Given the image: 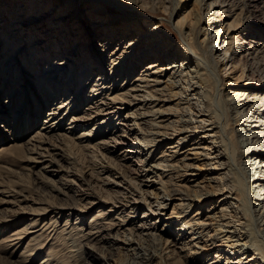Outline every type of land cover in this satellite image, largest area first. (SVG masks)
Instances as JSON below:
<instances>
[{"label": "bare ground", "instance_id": "obj_1", "mask_svg": "<svg viewBox=\"0 0 264 264\" xmlns=\"http://www.w3.org/2000/svg\"><path fill=\"white\" fill-rule=\"evenodd\" d=\"M29 1L31 6L25 9L23 5H27L28 0H19L21 3L14 12L12 8L8 13L11 17L4 20H8L6 29L11 32L0 56L4 60L0 69V91L4 87L3 92L7 90L10 96L2 103L3 109L0 104V128L4 127L0 137L3 140V132H10L9 135L15 138L9 147L14 148L12 151H29L31 155L36 154L30 161L43 164L48 156L45 154L48 153L45 148L48 137L63 130V138L71 142L74 140L69 136L81 126L83 130L75 143L89 144L95 132L85 128L95 122L93 130L107 127L114 132L108 138L94 142L92 148L96 147L102 155L120 149L125 153L122 156L137 167V175L128 176V181L117 179L121 176L117 177L118 172H113L109 166L101 173L105 175L104 184L112 186L118 195L109 211L112 212L110 216L120 220L119 229L115 227L116 231L110 232L107 228L112 223L106 222L108 218L92 221L85 234L80 232L79 224L69 227H64L68 223L64 224L67 239L73 242L80 237L90 251L81 264L99 261L101 257L105 259L99 264H242V258L247 264H264V84H251V90L237 91L234 84L223 77L226 68L221 67H227L236 59L233 54L242 49L235 39L239 29L232 19L235 13L228 14L229 10L236 9L234 5L229 6L230 3L221 0L211 3L203 0L201 4V0H196L193 9L177 13L168 26L145 10L142 16L146 20H140L142 25L118 22L106 11L93 6L88 15L91 17L85 19L89 21L88 25L83 28V15L78 16L70 9L62 11L63 6L57 0L53 2L55 5H49L47 0ZM215 6L221 11L213 12ZM225 19L231 20L225 23ZM45 21L54 27V32L58 29L66 38L78 37L77 41H85L81 44L79 61L74 58V52L62 53L53 47L44 50L45 56L38 52L40 46L47 48L46 42L54 39L49 33L48 39L34 41L32 29L38 30ZM218 23L221 24L218 26ZM224 24L227 26L222 27ZM126 25H132L136 30L134 37ZM213 26L223 30L220 38L219 34L213 35ZM1 28L0 38H3L5 34ZM14 31L19 37L26 36L25 40L18 38L15 43ZM94 36L98 40L93 44ZM123 39H126L124 46L111 48L114 40L120 43ZM12 41L18 52L14 57ZM22 42H26V47L20 50ZM262 45L257 57H251L252 53L244 56L248 71L251 68L258 71L257 66L262 63L258 60L264 58ZM26 49L31 61L25 62L27 59L21 57L20 52ZM223 49L230 52L227 63L220 64L217 60L213 63V57ZM107 59L111 63L110 76L103 68ZM249 60L254 62L249 63ZM43 61L44 66L37 72ZM21 64L31 69L27 72L33 75L29 80L34 89L44 92L45 87L50 88V99H47L50 102L38 127L42 132L37 130L27 144L18 145L16 139L23 135L19 128L21 115L26 114L24 127L31 123L34 126L35 121L39 123L36 114L34 121L30 117L32 105L36 103L32 97L34 92L20 85ZM127 64L130 65L127 67ZM76 71L78 74L74 75ZM123 75L130 83L126 81V87L115 89L113 95V87L109 84H116ZM16 92L18 96H15ZM85 92L89 112L80 116L77 107ZM52 97L60 99L58 105L51 103ZM15 102L18 109L11 117L9 114ZM191 108L192 112L189 111ZM226 115L228 120L224 121ZM67 119L69 125L63 129ZM15 127L19 129L14 134ZM42 168L47 170L48 165ZM210 171L214 174L209 175ZM138 176L141 177L139 182ZM144 204L149 207L141 217L131 214L141 210ZM172 204V212L168 215ZM123 213L127 217L122 216ZM135 217L139 218V223L127 226V221ZM16 219L13 215L7 222ZM162 220L167 223L158 232ZM175 225H179L174 234L180 245L175 239L165 237ZM31 228L24 225L16 233L21 237L28 236L32 233ZM212 231L214 239H206ZM97 242H101V250H97ZM147 243L152 245L151 249L146 248ZM224 247L242 258L234 262V258L225 256ZM102 248L107 253H102ZM213 250H217L215 254L211 252ZM110 252H115L116 256L126 252L130 261L125 258L119 263ZM207 254L212 257L205 260Z\"/></svg>", "mask_w": 264, "mask_h": 264}, {"label": "rangeland", "instance_id": "obj_2", "mask_svg": "<svg viewBox=\"0 0 264 264\" xmlns=\"http://www.w3.org/2000/svg\"><path fill=\"white\" fill-rule=\"evenodd\" d=\"M18 1L19 0H0V26H2L1 30L5 34L3 38H0V56H2L3 53L2 48L5 46L4 42H6V37L8 36L9 38L11 32L9 29H6V26L9 23H7L8 20H4L11 17V15H8V13L12 8L14 12V8L21 3H19ZM47 1L49 2V5H52L55 0ZM195 1L196 0H57V2L59 4H62L63 6L62 11L68 12V9H70L72 12L76 11V14L78 16L83 15V19L81 18L83 20V28L88 25L89 21L85 19H89L91 17L88 15L90 14L89 10L93 6L102 11H106L107 14H109L108 16L111 15V17L118 22L124 21L131 24H142V21L140 20H146L145 16H142L144 15L142 11L145 10L149 12V14L153 18H158V20L163 21L165 25L168 26V23L172 22L174 17H177V13L180 14L186 10L193 9V3ZM202 1L203 0H201L200 2L201 4ZM221 1L230 3L229 6L234 5V7L236 8L234 11L229 10L228 14L233 15V13H235L232 19L237 25H239V29L237 30V33L235 35V39L237 46L240 44L242 46V49H238L237 53L235 55L233 54L232 56L234 58L236 57V59L228 63L227 67H221L223 69L226 68L222 72L223 77L230 83H233V88H235L237 91H244L245 89L249 91L251 90V88H249L251 84H264V58L260 57V59L258 60V62L262 63H259V66L256 65L258 67L257 72H254L252 68L248 71L244 62V56L248 55V53H252L251 57H257L260 53V50H262V44H264V0ZM206 2L211 3L216 2V0H208ZM11 4L15 6H11ZM53 5L55 4L53 3ZM30 6L31 1L29 0L27 5L26 3L23 5L25 9L26 7ZM45 6L48 7L46 3ZM52 8H54V6ZM138 8H140L141 10ZM228 8L225 7V9ZM216 11L220 12L221 8L215 6L213 12ZM230 20L231 19H225V23H229ZM14 24L17 25L16 22H14ZM220 24L221 23H218L217 25L219 26ZM40 26L38 30L32 29V36H34V41L38 42L41 39H48L49 33L54 35V39H49L48 42H46L47 44L45 43L47 45V48L42 46H40L41 48H38V52H40V54L45 56L44 50H47L48 47H53L56 51H61L62 53H75L74 58L77 61L81 59V44L85 41H77L76 39L78 37H76V39L74 37L69 38L70 36L66 38L65 36H63V33H60V30L58 31V29H56L57 31L54 32V27H52V25H50L49 23L47 24V21H45V23ZM214 26L213 29L215 30L213 32V35L215 36L219 34L220 38L223 34V30H220V28L218 27L215 28ZM225 26L227 25L224 24L222 27ZM125 28L127 29V31H130L129 33L132 32V37H134V32L136 31L134 27L132 25H126ZM27 32L30 33V30H27ZM12 37H15V39L13 38L15 40V43L18 38H22V40H25L24 38H26V36H24L23 34L21 37H19L16 31L13 32ZM83 37H85L86 39L88 38L85 35ZM92 39L93 44L98 40L96 36H94ZM252 40H254L256 43H253ZM124 41L126 42V39H123V42L121 41L120 43H116V41L114 40L111 48H120L122 45L124 46ZM12 43L13 45L10 46L13 49L11 53L14 57V55L16 56L18 52H15L17 50V47L15 46L14 41H12ZM25 44L26 42H22V48H20V50L26 47ZM250 46L253 47L250 48ZM91 52L94 51L91 50ZM20 53L21 57H26L27 60H25V62L30 60L28 57V49L23 50ZM217 55L213 57L212 62L216 64L217 60L221 62L220 64H222L223 62L226 64V58L230 55V52L223 49ZM64 56L66 55L63 54V57ZM3 61L4 60L0 58V69L2 68ZM252 62L254 61L249 60V63ZM44 63L45 61L40 63L37 72L41 70V68L44 66ZM110 65L111 63L108 59L103 62V68L105 70V73L107 75L109 74L108 76L111 75ZM129 65L130 64H127V67ZM22 66L23 68L20 69L18 75L20 78L19 80L21 81L20 85H23V89L34 92L32 94V97L35 98L36 103H33L32 105L30 117H33V119L31 118V120L34 121V115L36 114L37 117H39V123H36L35 121L34 126H32L31 123L29 127L26 126L27 129H24L26 128L24 127L26 114L23 113V115H21L20 121L22 123L19 125V128L23 135L16 139L18 145L24 143L27 144V141L31 137H33V135H35L37 130H39L38 127H40L42 119H44V113L48 110V105L50 102H48L47 100L50 99V95L48 93L50 88L45 87L46 89L44 92L34 89L35 87L31 85L32 83L29 80L33 79V75L31 76V74L27 72V70L31 72V69L28 68L26 64ZM140 69L141 67L138 68L137 71L139 72ZM32 73L34 72L32 71ZM77 74L78 73L76 71L74 75ZM132 75L135 74L133 73ZM132 75L129 76V78L132 77ZM1 78L2 76H0V81H2ZM126 81H128V79H125L123 75L120 80H117L116 84L114 83L113 85H111L113 82L109 84V86L113 87L111 89L112 94L114 95L117 89L126 87L127 83H130V81H128L127 83ZM3 91L4 87H2V91H0L1 106L2 103L6 101L9 95V92L7 90L5 91V93ZM74 93L75 92H73V94ZM15 94V96H18L19 93L16 92ZM61 94H63V92ZM86 94L87 93L85 92V94L82 95L83 99L77 107V111L80 116H84L89 112V109L87 110L88 102L84 100ZM106 94H108V91L106 92ZM220 95L221 93H219V96ZM64 98H66V96H64L63 99ZM51 101L53 105H58L60 99L55 100L52 97ZM12 102H14V100H12ZM17 107L18 104H16L15 102L13 110H11L9 114L11 115V117L18 109ZM9 108H12V106L10 105ZM1 109H3V106L1 107ZM192 110V108L189 109L190 112H192ZM40 111H42L43 114H39ZM1 112L4 114V111ZM226 119L228 120L227 115L223 116V120L226 121ZM68 121L69 120L67 119L65 123H63V129H66V127L69 125ZM94 124L95 122H92L85 128L89 132H95V136H93L94 138L92 139L93 141H91V143L89 144H87V142L79 144L75 143L77 142L76 140H78L76 138L81 135V132L83 130L81 126L76 129L73 136H69L74 141L70 142L69 139L63 138V130H58L59 132L56 131V133L52 134V138L48 137L47 144L45 145V148H47L48 151V153L46 152L45 154H48V156L46 157V161L43 164L35 163L32 160L30 161V157H32V155L36 156V154L31 155L29 151H12L11 149L14 148L9 147L12 143H14L13 139L15 138L13 135H9L10 132H3V135L5 134V139L2 140V138L0 137V264H81V261L83 259L84 261H86L87 253H90V251L86 248L87 244L84 243V241L80 237L75 239L73 241L74 243L72 242V240L69 241V239H67L65 231H63V226L65 223L68 224L64 227H69L73 224H79L80 229H82L80 232H83L84 234L89 231V226L92 221L100 222V220H104L103 218H108V220L106 221L107 223L111 221L110 223H112V225L110 227L108 226L107 228L110 232H114V230L116 231L115 227H117V229L121 227V225H119L120 220L114 219V217L110 216L112 212L109 211V209L113 205V201L115 200L114 198H118V195L114 193L115 189L112 188V186H110L109 184H104L105 180L103 179V177H105V175H102L101 173L102 170H107L109 166V168L112 169L113 172H118L117 177L121 176V178L117 179L120 180L126 178V180L128 181V176L135 177V175H137V167L133 164V161H129V159L124 158L125 153H122L120 149H117L115 153H105V155H102V153L98 149H95L96 147L93 149L92 147L94 145V142L102 140V138H108V136L112 135V133L114 132V130H112L111 128L107 129V127L93 130L95 126ZM22 126L23 128H21ZM19 128L15 127L13 133L15 134ZM2 129H4V127L0 128V131H2ZM39 131L42 132V130ZM2 148L7 149L2 150ZM6 150H8V152ZM37 152L39 153L41 151L37 149ZM47 165V170H44L42 167ZM212 174H214V171L209 172V175ZM225 178L226 183L228 184L229 177L227 176ZM138 179L139 180L137 182L140 181L141 177L138 176ZM143 188L146 189V187ZM154 193L157 192L154 191ZM149 200L150 199H148V201ZM148 207V204H144L141 210H139L137 213L131 214H136L137 217H141L143 212L147 211ZM172 208L173 204L167 212L168 215L172 212ZM52 210L55 211L51 212ZM125 213H123L122 216L127 217ZM13 215L17 216V219L12 222H7L8 219ZM137 217L130 218L127 221V226L130 227L133 225V223H139V218ZM203 218L205 219L206 217L204 216ZM166 223L167 221L162 220L161 223L158 224V232L162 231ZM206 223L209 222L206 221ZM24 225H30L32 228L29 231L32 233L28 234V236L23 235L21 237V234H17L16 231L18 228H21ZM104 226L105 224L103 225V227ZM178 226L179 225H175L174 228L171 229V233H169L168 236L165 235V237L170 238L169 240L174 241L175 239L176 243L178 240L177 235L175 234L178 231ZM208 226L209 225L206 224V227ZM211 234L212 235L207 237L206 239L210 240L212 239V237L214 239V232L212 231ZM72 235L74 236L75 234ZM212 240L209 243H212ZM101 245V242H97L95 244L97 250H101ZM146 245V248L151 249L152 245H150L149 243H147ZM177 245L180 244L177 243ZM102 250V253H107V250H104L103 248ZM223 250L225 251V256L234 258V262L235 260L238 261L240 260V258H242L239 254L233 255L234 251H231L226 247H224ZM216 251L217 250H213L211 252L215 254ZM110 253L117 259V261L119 260V263L121 261L124 262L125 258L127 262L130 261L127 259L128 254L126 252H122L121 255L117 254V256L115 252ZM256 256L259 258L258 255ZM211 257V255L207 254L205 260H208V258ZM236 257L238 258L236 259ZM104 259L105 258L101 257V259L99 258V261L95 260L93 262L89 260V264H99L100 260L103 261ZM241 260L243 261L242 264H247V261L245 259L242 258ZM223 264H225V262H223Z\"/></svg>", "mask_w": 264, "mask_h": 264}]
</instances>
